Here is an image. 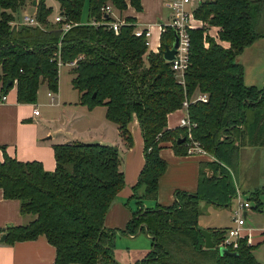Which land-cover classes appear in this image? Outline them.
<instances>
[{"label":"trees","instance_id":"trees-1","mask_svg":"<svg viewBox=\"0 0 264 264\" xmlns=\"http://www.w3.org/2000/svg\"><path fill=\"white\" fill-rule=\"evenodd\" d=\"M63 22L52 20L53 7L39 0V24H15L16 14L32 0H0V85H17L18 101L35 103L42 83L58 91L61 61L72 67L73 87L80 103L90 109L105 105L107 118L119 126L126 146L134 143L130 123L136 117L144 139L145 164L133 188L137 209L126 231L145 230L152 250L135 264H261L254 245L246 239L222 254L224 230H211L216 244L205 246L199 224L202 200L229 205L236 194L232 174L245 146H264V88L245 83L238 57L264 38V0H201L194 8L203 27L191 30L190 66L186 85L180 84L170 61L164 58L175 31L167 26L159 52L150 51L147 37L137 35L133 18L118 34L107 22L114 20L103 8L111 4L122 13L130 5L142 10V0H88L89 17L83 22L87 0H56ZM72 27L64 31V24ZM105 23V24H104ZM219 29L218 38L209 30ZM223 42H228L225 46ZM208 43V45H206ZM8 86V87H7ZM200 93L208 101L189 107L197 123L194 136L219 161L221 175L201 178L196 194L177 191L172 206L158 203L159 181L168 163L163 143L172 142L178 155H188L184 128H169V114L182 108L186 97ZM56 169L47 171L39 161H20L5 153L0 161V188L8 199H18L23 214L34 219L7 229V242L35 240L45 235L56 247L54 264H121L115 257L117 230L105 226L107 213L125 185L121 153L116 145L71 142L54 146ZM233 167H235L233 169ZM222 183L225 184L221 188ZM220 185V186H219ZM219 186V187H218ZM264 186L250 192L255 209L263 207ZM149 201L156 202L154 207Z\"/></svg>","mask_w":264,"mask_h":264},{"label":"crops","instance_id":"crops-1","mask_svg":"<svg viewBox=\"0 0 264 264\" xmlns=\"http://www.w3.org/2000/svg\"><path fill=\"white\" fill-rule=\"evenodd\" d=\"M36 1L35 5L34 3H29L22 10L27 11L31 7V15H35V7L39 0ZM200 1L191 0L188 5L189 9L194 12V8ZM47 4L51 6L49 3ZM57 4L58 15L61 12L59 3L57 2ZM168 4L169 0H142V10H137L130 5L122 13L116 11L113 17L114 19H122L125 22L127 18H133L137 30H149L151 32L149 49L153 52H159L162 45L164 28L170 24L173 16ZM16 15L15 22H20L23 19V15H20V17L18 14ZM53 18L55 19V16ZM209 32L212 36L218 38L219 29L217 27H212ZM223 44L227 47L229 46L228 42H223ZM239 57L240 63L244 67L245 83L249 86H257L260 89L264 88V38L258 39L254 44L247 47ZM66 67L72 70V66L67 65ZM44 87L47 89L48 100L44 101L38 96L35 103H21L18 101L16 82L6 93L2 89V85H0V97L3 94L7 95V100L0 102V161L4 159L5 153H7L9 156L20 161H39L43 164L45 170L54 171L56 169L54 151L56 144L78 141L118 146L121 153V167L122 160L124 162V167L121 170L125 174V185L111 205L105 221L107 228L117 230L115 257L118 261L120 260L119 254L122 249L130 254V244L142 236L143 233L147 235V238L151 239L152 250V236L147 231L142 230L136 234L126 231L133 212L138 207L136 199L132 197L133 188L138 182L141 170L145 164V144L138 119L135 117L130 123L134 143L132 147L128 148L120 135L119 126L107 118L105 105H98L90 109L86 105L81 104L80 94L74 87L73 89L77 92L72 93L68 99H65L63 92L60 90V83L58 91H53L48 88L47 83H42L38 95L41 88ZM49 92L55 93V103L51 102ZM40 106L55 109V115L44 114ZM36 108H39V114H35ZM185 113V110L181 108L169 114V128L176 129L180 127V120ZM163 144L164 147L161 150V155L167 161L168 167L159 181L158 203L161 205L172 206L177 199L176 192L179 190L196 194L199 190L201 178L221 175L220 169L217 168V163L219 164L221 161L213 154L178 155L174 151L172 142ZM262 148L264 146H245L240 150V153L243 152L242 155L245 156V159L252 160L254 156L260 153ZM221 165H224L226 170L232 173V169L229 166L222 162ZM259 177L260 172L258 168V170H254L250 174L249 181L253 183L247 182V179L244 177L240 178H243L245 184L251 188L250 191H253L264 186L263 181ZM236 187L240 189V187ZM235 195L237 196V191L232 196L229 205H219L202 200L200 203V226L210 232L215 229L226 232L229 228L233 227L234 220L232 214L236 205L233 208L231 203ZM155 205L156 202L154 201L148 202V206L150 207H154ZM208 207L212 208V212H210L211 214L208 218L203 220L205 210ZM232 208L233 210L230 211ZM224 210H228L229 218L227 220L222 219ZM263 215V207L261 209L253 207L247 213L245 230V232L251 230L253 234L254 254L261 264H264V256H262L257 247L261 244L264 247ZM33 219V215L21 212V204L18 199L6 198L3 190L0 188V264L55 263L56 247L48 241L45 235H41L35 240L17 241L13 244L7 242V229L9 227L26 225ZM4 235H6L5 238H3ZM124 243L127 246H124ZM118 244L124 247L121 249L119 247L120 250H118ZM150 251L145 252V250H141L135 257V260H132V257L129 256L128 262L132 263L125 264H134L143 260Z\"/></svg>","mask_w":264,"mask_h":264},{"label":"built area","instance_id":"built-area-1","mask_svg":"<svg viewBox=\"0 0 264 264\" xmlns=\"http://www.w3.org/2000/svg\"><path fill=\"white\" fill-rule=\"evenodd\" d=\"M191 0H169V7L172 10V21L168 26H171L174 31L179 36V43L177 47V52L175 58L171 60L172 69L175 73V77L177 81L183 86L186 85V73L190 66V56H191V30L203 27L204 23L201 20L196 19L194 12L189 9L188 5ZM103 11L108 15L115 16L116 9L113 5L108 4L103 8ZM65 18L58 14L55 17L56 22H63ZM28 25H37L39 24L35 18V15L25 14L23 19L20 22ZM103 22H97L91 20V24L99 25ZM126 22L122 19H114L112 21L107 22V25L110 28H113L116 34L119 33L120 27ZM105 24V23H104ZM72 27L70 22H66L64 24V31H67ZM167 27V26H166ZM164 28V31L166 29ZM137 35H145L147 37V44L149 45V38L151 32L149 30H137ZM208 45V43H206ZM70 66H76V62L69 63ZM60 68L64 66V64L59 62ZM49 96L51 97V102H56V95L53 92H49ZM7 100V95L3 94L0 97V102H5ZM196 101H208V95L206 93H200L193 98L186 97L182 104V109L185 110V115L180 120V127L185 129V137L186 144L188 146V155H204L209 152L204 148V146L197 140L194 136L193 129L197 126V123L192 121L189 114V107L193 102ZM39 108L35 109V114H39ZM253 209L252 203L246 199L242 193V191L237 189V204L233 211V220L234 226L229 228L226 231L225 237L222 240L220 247H226L229 250L231 248L236 249L239 247L240 240L246 239L248 245H254L253 243V234L251 230L245 232L246 224H247V213ZM264 232V230H263Z\"/></svg>","mask_w":264,"mask_h":264},{"label":"rangeland","instance_id":"rangeland-1","mask_svg":"<svg viewBox=\"0 0 264 264\" xmlns=\"http://www.w3.org/2000/svg\"><path fill=\"white\" fill-rule=\"evenodd\" d=\"M47 3H49L51 6H53V13H52V17L51 19L52 20H55L53 17L57 15V11H58V4H57V1L56 0H47ZM31 7H29V10L27 11H23V10H20L17 14L18 16L20 17V15L24 16V13H28L31 15ZM83 22L87 23L89 21H91L92 19L89 17V3H88V0L85 4V7H84V11H83ZM238 62H240V57H238ZM74 74L72 72V70H70L68 67L66 66H62L61 67V70H60V90L63 92V95L65 97V99H68L71 94L74 92L76 93L77 91H75L73 89V86H72V78H73ZM42 100H48V97H47V89L44 87V88H41V91L39 92V95H38ZM40 109L43 111L44 114H50V115H55V112L56 110L55 109H52L50 107H44V106H40ZM102 110H104V108H102ZM103 112V111H102ZM83 125V124H82ZM184 135H182L181 137H183ZM188 148V146H187ZM243 148V147H242ZM242 153H239L238 154V160H235L234 164L235 166H237L236 168L233 167L234 171L232 170V177H233V180H234V183H235V186H238L240 187V190H242V193L244 195V197L247 199L249 194H250V190L251 188H249V186L247 184H245V182L243 181V178L241 179L240 177H244L247 179V182L249 183H253L252 181H249V178H250V174L254 171V170H258L259 168V172H260V179L261 181H263L264 183V148L261 149L260 153L256 156H254L252 158V160L250 159H245V156L242 155ZM247 160V161H246ZM124 167V162L122 160V167L121 169ZM248 172V173H247ZM247 173V174H245ZM245 174V175H244ZM242 175V176H241ZM220 186V185H219ZM218 186V187H219ZM225 186L224 183H222L221 185V188L223 189ZM244 191V192H243ZM263 200H264V196H263ZM237 203V196L235 195L234 197V200L232 201V207L234 208L235 205ZM254 205V204H253ZM202 207H204V205H202ZM227 208V207H225ZM233 208L230 210L232 211ZM201 209V208H200ZM212 208H209L208 207V211L205 210V214L203 216V220L208 218L210 216V212H212L211 210ZM263 209H264V205H263ZM229 210V209H228ZM228 210H224V215H222V219L223 220H227L229 218V214L227 213ZM233 216V214H232ZM202 219V218H201ZM262 219H264V215L262 217ZM147 235L145 233L142 234V236L138 237L137 239H135L133 241L132 244H130V250H129V253L128 254L127 252L123 251V249L120 251V254H119V261H121L122 263H132V262H128L129 260V256L132 257V260H135V257L140 253L141 250H145V252L147 251H150L151 250V239L147 238L146 237ZM124 246H127L126 243H124ZM123 246V247H124ZM123 248L120 246V244H118V250L119 249ZM149 248V250H148ZM255 248V247H254ZM257 249L260 250V252L262 253V256H264V247L263 245H258ZM122 253V255H121ZM143 253V252H142ZM120 262V263H121ZM121 263V264H122ZM135 264V263H134Z\"/></svg>","mask_w":264,"mask_h":264},{"label":"water","instance_id":"water-1","mask_svg":"<svg viewBox=\"0 0 264 264\" xmlns=\"http://www.w3.org/2000/svg\"><path fill=\"white\" fill-rule=\"evenodd\" d=\"M33 3L35 5L37 3V1L34 0ZM178 43H179V36L175 32V38H174L173 43L171 45H166L165 50H164V58L166 60L171 61V60H173L175 58V55H176V52H177ZM185 141H186V137L183 136V137L178 138L177 143L178 144H182ZM200 229H201L202 234H203V236L205 238V246L207 248L216 247V244H215V242H214V240L212 238V233L209 230H207V229H205V228H203L201 226H200ZM5 237H6V235L3 236V238H5ZM220 251H221L222 254H225V253H228L230 255H234L235 254V252L230 251L226 247H220Z\"/></svg>","mask_w":264,"mask_h":264}]
</instances>
